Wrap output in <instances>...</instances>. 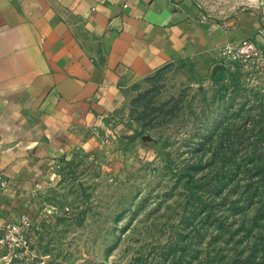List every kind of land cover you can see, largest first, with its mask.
Segmentation results:
<instances>
[{
    "label": "rangeland",
    "instance_id": "rangeland-1",
    "mask_svg": "<svg viewBox=\"0 0 264 264\" xmlns=\"http://www.w3.org/2000/svg\"><path fill=\"white\" fill-rule=\"evenodd\" d=\"M262 21L244 60L171 62L132 85L120 150L59 168L0 264H264Z\"/></svg>",
    "mask_w": 264,
    "mask_h": 264
},
{
    "label": "crops",
    "instance_id": "crops-1",
    "mask_svg": "<svg viewBox=\"0 0 264 264\" xmlns=\"http://www.w3.org/2000/svg\"><path fill=\"white\" fill-rule=\"evenodd\" d=\"M263 4L0 0V229L21 216L36 229L39 191L59 168L120 150L129 128L116 110L132 85L171 62L206 68L225 42L258 40Z\"/></svg>",
    "mask_w": 264,
    "mask_h": 264
},
{
    "label": "built area",
    "instance_id": "built-area-1",
    "mask_svg": "<svg viewBox=\"0 0 264 264\" xmlns=\"http://www.w3.org/2000/svg\"><path fill=\"white\" fill-rule=\"evenodd\" d=\"M255 53V42L250 38H242L237 42L223 43L216 49L214 55L215 58L225 63L244 60ZM6 185V179L0 175V189L5 188ZM29 237L30 222L25 216H21L19 220L11 221L0 229V250L3 252L0 259L16 256L21 250L24 251L29 243Z\"/></svg>",
    "mask_w": 264,
    "mask_h": 264
}]
</instances>
